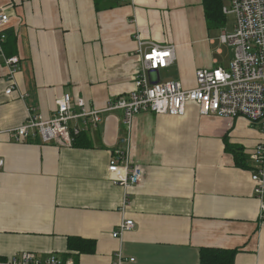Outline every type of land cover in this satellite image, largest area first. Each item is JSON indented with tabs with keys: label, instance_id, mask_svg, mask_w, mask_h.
<instances>
[{
	"label": "crops",
	"instance_id": "1",
	"mask_svg": "<svg viewBox=\"0 0 264 264\" xmlns=\"http://www.w3.org/2000/svg\"><path fill=\"white\" fill-rule=\"evenodd\" d=\"M0 10L10 16L3 53L20 59L10 95L0 59V259L31 251L113 264L120 251L134 258L125 264H200L199 250L208 248L235 250L230 264H264V222L251 180V154L264 132L246 118L201 115L187 102L178 116L139 113L128 130L120 110L102 112L71 146L39 137L19 142L9 133L28 105L47 119L65 93L73 108L81 98L100 110L132 90L136 34L175 46L174 61L150 80L194 88L198 69L228 68L234 47L219 36L235 19L232 27L229 14L209 24L204 0H0ZM126 136L142 177L123 188L107 166ZM123 218L133 228L113 237ZM71 237L93 241L92 250L68 249Z\"/></svg>",
	"mask_w": 264,
	"mask_h": 264
},
{
	"label": "built area",
	"instance_id": "2",
	"mask_svg": "<svg viewBox=\"0 0 264 264\" xmlns=\"http://www.w3.org/2000/svg\"><path fill=\"white\" fill-rule=\"evenodd\" d=\"M223 14H233L234 26L231 32H222L219 42L234 47V56L228 68H201L196 71L194 88L184 89L178 81H158L155 75L160 68L174 61V45H160L143 40L135 35V55L139 67L134 78V88L128 93L109 99L103 109H88L79 98L73 108L70 94L65 93L57 102V107L49 118H44L36 106L26 107L24 122L9 130L19 142L37 137L43 143L59 146L73 145L75 138L89 126H95L100 113L120 110L127 130L135 115L154 112L178 116L184 113L185 104H197L201 115L215 114L234 119L244 117L253 126L264 132V0H228L222 7ZM10 16L0 10V59L7 67L9 86L5 90L10 95L16 89L14 75L19 70L17 56H5L2 43L6 40L5 28ZM25 97V96H24ZM22 97V99H24ZM2 130H0V133ZM124 150H115L109 158L108 178L123 188L137 184L142 177L138 163L130 161L129 139L122 140ZM253 191L259 201L258 222H264V140L259 141L251 154ZM3 160L0 159V168ZM134 226L132 219L123 218L112 232L119 238ZM119 251L113 264L133 262ZM0 264H73L71 259L61 258L55 253L40 255L31 251H21L4 259Z\"/></svg>",
	"mask_w": 264,
	"mask_h": 264
},
{
	"label": "trees",
	"instance_id": "3",
	"mask_svg": "<svg viewBox=\"0 0 264 264\" xmlns=\"http://www.w3.org/2000/svg\"><path fill=\"white\" fill-rule=\"evenodd\" d=\"M205 12L209 24L215 26L220 25L223 22L224 15L222 13V0H204ZM10 32H6V39ZM78 137V136H77ZM73 144L77 143L76 139ZM235 162L237 165L247 167L245 158L240 154H235ZM93 241L86 240L80 237H71L68 240L67 247L70 250H76L79 252H89L92 250ZM235 250H219L201 248L199 250V263L200 264H230L233 262Z\"/></svg>",
	"mask_w": 264,
	"mask_h": 264
},
{
	"label": "rangeland",
	"instance_id": "4",
	"mask_svg": "<svg viewBox=\"0 0 264 264\" xmlns=\"http://www.w3.org/2000/svg\"><path fill=\"white\" fill-rule=\"evenodd\" d=\"M234 19H235L234 15L229 14V15L226 17V24H227L229 27H232L233 22H234ZM224 46H225V45H224ZM163 73H164L163 71L160 72V75H161L162 78L164 77V76H163V75H164Z\"/></svg>",
	"mask_w": 264,
	"mask_h": 264
}]
</instances>
